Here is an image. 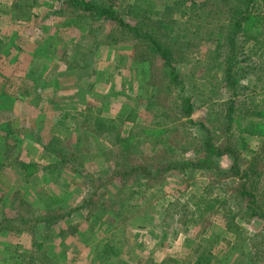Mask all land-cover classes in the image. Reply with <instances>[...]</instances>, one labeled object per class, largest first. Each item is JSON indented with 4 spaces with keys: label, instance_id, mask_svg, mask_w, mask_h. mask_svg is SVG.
I'll use <instances>...</instances> for the list:
<instances>
[{
    "label": "rangeland",
    "instance_id": "1",
    "mask_svg": "<svg viewBox=\"0 0 264 264\" xmlns=\"http://www.w3.org/2000/svg\"><path fill=\"white\" fill-rule=\"evenodd\" d=\"M89 1L111 3L133 24L134 0ZM147 1L158 12L181 3ZM190 1L199 15L174 13L170 36L193 45L171 44L182 82L172 89L160 61L113 23L75 19L59 0H0V264H264V222L248 218L235 189L242 181L197 168L141 182L112 176L125 159L204 162L203 126L216 146L230 138L239 150L264 211V0L234 48L219 22L198 12L202 0ZM170 31L158 34L170 40ZM95 119L107 122L99 128ZM51 146L76 162L59 161ZM217 164L226 171L231 160ZM204 201L213 210L202 213ZM44 216L64 217L43 229L35 219Z\"/></svg>",
    "mask_w": 264,
    "mask_h": 264
},
{
    "label": "trees",
    "instance_id": "2",
    "mask_svg": "<svg viewBox=\"0 0 264 264\" xmlns=\"http://www.w3.org/2000/svg\"><path fill=\"white\" fill-rule=\"evenodd\" d=\"M59 1L61 5H64V9H71L73 14L74 12L76 13L74 16L75 19H78L82 16L84 18L91 19L92 22L99 20L108 21L117 26L118 29L124 30L132 35V38L138 41L144 48L147 56L160 61L166 77H168V86L172 89H179L181 87L182 82L180 80V76L177 74L174 67V64L177 60L175 58L171 44H173L175 48H178L179 43L193 45V41L190 38H188L187 41H184L186 38L185 36H179L178 34L170 36V33L172 30H174L177 24V21L174 19V13L176 11H180L181 7H184L181 17L186 15L185 13L188 11L189 15H192L193 13L199 15L192 8L185 7L186 2H191L190 0H181L179 6H177L176 3L171 6H164V8L159 12L153 10L152 5L147 3L149 2L147 0H134L133 5L129 6L128 10L126 11V15L131 21H133V24L123 19L120 15L121 13L114 10L111 3L106 6L96 4L89 0ZM200 2L201 3L197 6L198 12H202L207 21L217 23L219 22L220 29L223 28L225 37L229 41L228 44L230 48H234L236 36L241 32L245 22L249 19L248 17L252 12V8L254 7L253 5H256V0H202ZM26 3V7H32V4H29L28 2ZM262 3L264 4V2ZM154 18H157V20L154 21ZM152 20L154 22H151ZM76 23L77 22L70 19L66 25L75 27L77 29L81 28V26H78ZM161 28H168L169 31L171 30L168 32V35L171 37L170 40H167L158 34V31ZM210 36H213V32L210 34ZM258 37L259 36L252 38V40L255 41L257 45L260 44ZM206 41L209 40L207 39ZM222 81L227 83L226 87H229V90H236L234 81L225 71L223 72ZM183 101L186 109V115H190V100L183 99ZM232 101L234 103L236 100L233 99ZM234 112L235 111L231 106L227 113L229 118V128L231 126L232 115H234ZM95 120L99 121V124L95 123V125H97L99 128L104 127L105 123L107 122L100 119ZM108 124H110V122H108ZM248 124L245 126H248ZM251 125H253V123ZM200 129L204 131V135L202 133V148L206 154V160H204V162H189L185 160H172L167 158L164 159V161L160 160V162L155 164V166H150V164L132 165L128 163L127 159H125L124 162L117 164V168L113 170L112 176L121 180L129 179L133 180L134 182H141L152 180L156 176H164L173 171L185 172L189 168L205 169L207 172L214 171V173L219 175L221 178L238 179L239 181H242L240 185L237 184L235 189L237 190V196L239 197V200L246 202L245 211L248 218H254L257 220L259 219L263 220L264 222V211H262L259 207L256 196L250 190H248L246 186V182L249 177L247 172L243 173L241 171L239 150L233 146L230 138H227L228 147L226 149L216 146L209 131L203 126H200ZM243 131H245L250 136L258 135L256 133V129L253 127H245ZM46 150H49V146L46 148ZM50 150L51 153L55 155L56 159L61 162L69 164L76 162V160L73 159L74 156H70L71 158L69 156L66 157L65 153H60L58 150L52 148V146ZM223 157H228L231 160V167L226 171L222 170L217 164V160ZM154 169H157L156 172H154ZM101 181L103 182V178H101ZM198 202L201 201L199 200ZM204 202L206 206L202 213L211 211L215 207L212 202ZM87 206L88 205L86 202H83L82 207L86 208ZM197 209L199 210V208ZM63 217L57 218L54 216H44L36 218L35 221L38 224H42L43 229H49ZM46 262H48V259L43 257L41 264H45ZM194 264H209V262L208 260H203L201 257H198Z\"/></svg>",
    "mask_w": 264,
    "mask_h": 264
}]
</instances>
